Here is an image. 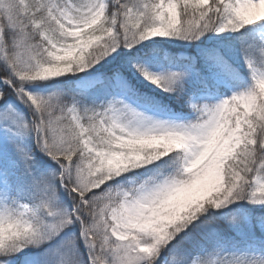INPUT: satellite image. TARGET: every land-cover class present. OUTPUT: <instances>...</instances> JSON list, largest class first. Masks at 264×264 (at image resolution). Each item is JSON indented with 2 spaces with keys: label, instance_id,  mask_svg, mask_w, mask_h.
<instances>
[{
  "label": "snow or ice",
  "instance_id": "1",
  "mask_svg": "<svg viewBox=\"0 0 264 264\" xmlns=\"http://www.w3.org/2000/svg\"><path fill=\"white\" fill-rule=\"evenodd\" d=\"M0 264H264V0H0Z\"/></svg>",
  "mask_w": 264,
  "mask_h": 264
}]
</instances>
